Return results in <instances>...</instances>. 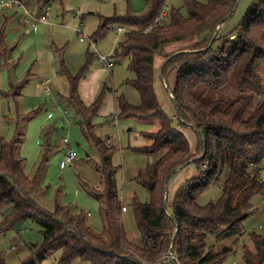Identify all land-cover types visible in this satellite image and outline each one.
<instances>
[{
  "label": "trees",
  "instance_id": "trees-1",
  "mask_svg": "<svg viewBox=\"0 0 264 264\" xmlns=\"http://www.w3.org/2000/svg\"><path fill=\"white\" fill-rule=\"evenodd\" d=\"M237 1L183 0L188 13L184 16L180 9L169 7L168 0H147L143 15L120 20L131 29L112 58L129 59L136 76L127 82L138 90L140 103L117 96V118L153 125L140 132L144 145L131 148L149 155L161 153L136 177L151 198L148 203L134 202L142 245L125 234L112 150L104 140L95 137L102 158L103 190L88 187L96 199L98 193L104 195L99 203L100 232L87 223L85 213L73 214L61 205L52 212L39 205L33 196L36 178L25 173L26 160L16 156L18 130L11 142H1L0 209H7L1 227L26 219L42 227L41 241L30 244L34 255L24 264H38L59 249L57 264H71L78 258L90 264H220L226 259L232 248L215 252L207 248L206 236L223 240L243 235V222L255 213L253 197L264 196V0H254L243 22L224 42L216 43L223 38L219 31L211 43L218 25L232 16ZM109 20L100 24L96 38L107 35ZM233 33L235 37L230 38ZM202 34L207 36L198 49L169 55L161 68V79L176 101V122L157 98L155 56L168 43ZM0 36L2 48L3 29ZM59 56L61 72L71 80L69 101L82 118V131L94 130L92 120L109 88L105 86L93 104L86 105L78 90L85 67L71 76ZM213 92H222V96L215 97ZM188 126L198 134L195 148L182 128ZM189 164H195L198 174L177 185L170 199V184ZM214 183H222V198L199 204L198 196ZM249 237L254 249L244 247V264H264V235L252 232Z\"/></svg>",
  "mask_w": 264,
  "mask_h": 264
},
{
  "label": "rangeland",
  "instance_id": "rangeland-1",
  "mask_svg": "<svg viewBox=\"0 0 264 264\" xmlns=\"http://www.w3.org/2000/svg\"><path fill=\"white\" fill-rule=\"evenodd\" d=\"M253 3L254 0L237 1L232 16L218 25L222 24L219 31L223 38L217 40V44L224 42L226 35L243 22ZM23 5L34 15L42 12L48 14V21L46 25L43 24V29L38 28L37 33H26L23 28L16 27L24 9L17 5L0 7V30L3 29L4 48L8 49L6 56L0 57V147L3 140L11 142L16 137L17 130L19 133L23 132L24 136L19 138L22 145L17 148L16 156L25 158L26 174L30 178H36V202L52 212L57 205H61L68 206L73 214L90 213L91 216L86 215V218L94 220L92 227L102 231L99 203L88 187L101 192L103 190L99 170L102 158L96 138L104 140L105 145L112 150L111 164L116 169L115 178L122 205L126 207V211L122 213L125 234L131 242L140 246L143 239L137 224L134 202L148 203L151 198L146 187L136 177L149 164L155 163L161 153L149 155L131 148L144 145L146 140L140 132L153 125L128 118L120 120L119 129L111 126L110 113L118 110L116 97L125 95L130 102L135 99L139 104L140 95L127 82L136 76L130 70L128 58H114L115 66L110 70L100 67L98 54H114L120 41L126 37L127 30L131 29L120 20L130 15H143L148 9L147 0H23ZM168 6L180 9L184 16L188 15L183 0H168ZM108 19L107 35L96 38L100 24ZM119 28H122L121 32ZM41 30V40L38 41ZM80 34L84 37L83 41L80 40ZM206 36L202 34L168 43L156 53L154 86L157 98L161 107L176 122V108L166 83L161 79V68L169 55L198 49ZM234 37L235 33L230 38ZM57 48H63L62 54L71 76L78 75L85 67L86 78L81 80L79 88L87 101H95L105 86L110 88L101 111L92 120V124L96 126L94 130L86 129L85 133L82 131V118L67 102V93L59 87L57 79L53 81L52 95L39 90L40 80H45L54 71L58 72L66 85L70 84L68 77L60 72L61 52ZM60 92L65 96H61ZM213 93L215 97L222 96V92ZM229 93L233 95L234 89ZM49 112L53 117L45 121ZM21 118L23 119L20 120ZM42 124L49 131L48 140L43 135L45 130L41 128ZM182 128L195 148L198 134L190 126ZM92 131H95L94 134H91ZM63 138L68 139L69 145L77 154L75 164L64 169L61 168V162L65 158L67 144L62 141ZM108 140L110 144L107 143ZM197 174L195 164L184 168L170 184L169 198L172 199L176 194L177 185H184L185 180ZM261 176L264 180V168ZM222 196V183H214L201 192L197 201L201 205H207L218 202ZM252 202L255 213L243 222L246 230L243 235L223 240H217L212 234L206 236L207 248L213 247L215 252H220L225 247L232 248L220 264H244V247L254 249L249 233L264 235V196L255 195ZM6 212L7 209H0V261L3 259L5 264H24L34 255L30 244L41 241L42 227L34 220L26 219L2 228ZM60 253V249L56 250L38 264H57L56 258ZM71 264L90 262L78 258Z\"/></svg>",
  "mask_w": 264,
  "mask_h": 264
},
{
  "label": "crops",
  "instance_id": "crops-1",
  "mask_svg": "<svg viewBox=\"0 0 264 264\" xmlns=\"http://www.w3.org/2000/svg\"><path fill=\"white\" fill-rule=\"evenodd\" d=\"M110 1V0H109ZM43 13V12H42ZM22 14V13H21ZM21 14L19 15V18H18V20H17V23H16V27L17 28H23L24 29V31L26 32V33H37V31H38V28H42L43 27V24L44 25H46V23L47 22H37V21H34L33 19H31V18H27V21H25L24 22V24H22V25H20L19 24V21L21 20V18H24V16H23V14H22V16H21ZM44 27H46V26H44ZM43 29V28H42ZM41 36H42V30H41V33H40V35H39V37H38V41H40L41 40ZM5 47V46H4ZM4 47H2V48H0V57H4V56H6V54H7V52H8V49H7V51H6V49L4 48ZM8 47V46H7ZM57 50H60V52L61 53H59V55H61L62 54V50H63V48H57ZM180 51V50H179ZM109 56H111V58H112V55H109ZM62 58H63V60H64V57H63V54H62ZM113 59V61H114V63H115V59L114 58H112ZM65 62V61H64ZM59 64H60V60H59ZM65 66H66V69H67V71H68V73L70 74V69L67 67V65H66V63H65ZM114 66H115V64H114ZM113 66V67H114ZM113 69V68H112ZM60 72H61V67H60ZM62 73V72H61ZM85 73H86V70L84 71V77L81 79V80H85L84 78H86V75H85ZM63 74V73H62ZM63 75H65V76H67L68 77V79H69V82H70V84H65V82L60 78V75L58 74V72L57 71H54L51 75H49L48 76V78H46V79H50V82H51V87H52V90H51V93L50 94H47V95H52V93H53V87H54V83H53V81L55 80V79H57V83H58V85H59V87H61V88H63V91H64V93L66 94V100H67V102L70 104V101H69V97H70V94H71V80H70V78H69V76L68 75H66V74H63ZM45 79V80H46ZM42 80H44V79H41L40 80V82L42 81ZM81 80H80V82H81ZM80 82H79V86H80ZM108 87V86H107ZM109 88V87H108ZM110 89V88H109ZM79 90V93H80V96H81V99L84 101V103L86 104V105H91V104H93V102H89V101H87L86 100V98H84L81 94V91H80V88L78 89ZM64 93H61L60 92V95L61 96H65V94ZM39 95V94H38ZM128 100V99H127ZM129 101V100H128ZM130 102V101H129ZM131 102H133V104H137V101H135V99H133V101H131ZM71 105V104H70ZM116 105H117V102H116ZM73 107V106H72ZM53 108H54V106H53ZM74 108V107H73ZM55 110V109H54ZM74 111H75V109H74ZM100 111H101V109H100ZM99 111V112H100ZM115 112H117L116 110L115 111H113V112H111L110 113V118H111V122H110V124H111V126H115V127H117V129H119V124H120V120L118 121V124H114L113 123V120H112V114L113 113H115ZM69 112H68V110L66 111V114H68ZM75 113H76V111H75ZM77 114V113H76ZM46 118H45V121H48V120H50V119H52V117H53V114L51 113V112H49L48 113V115L47 116H45ZM23 118H21L20 120H22ZM19 123V122H18ZM114 127V128H115ZM41 128L43 129V130H45V131H43V135H44V137L48 140V138H49V131H47L48 129H46V127H44V124H42V126H41ZM47 131V132H46ZM18 132H20V131H18ZM117 132H119V130H117ZM17 134V133H16ZM22 136H24V134H23V132L22 133H19V138H22ZM143 138V137H142ZM144 139V138H143ZM20 140V139H19ZM145 140V139H144ZM21 142L22 141H20L19 142V144H18V147H19V145L21 144ZM22 145V144H21ZM17 147V148H18ZM67 149V147L65 148V150ZM18 153V150H17V152H16V154ZM21 158V157H20ZM21 159H25V158H21ZM47 160L45 159V162H46ZM25 173H26V166H25ZM35 191V190H34ZM33 196L35 197V192H33ZM97 196H99L100 198H97L96 200H97V202L98 203H100V201H103V197L102 196H100V194L98 193V195ZM126 211V210H125ZM88 217H90L91 216V214L90 213H88V214H86ZM101 219V218H100ZM86 221H87V223L89 224V225H91L92 226V221L94 222V220H92V221H90L89 219H87L86 218ZM95 229V228H94ZM96 230V229H95ZM100 232V231H99Z\"/></svg>",
  "mask_w": 264,
  "mask_h": 264
},
{
  "label": "built area",
  "instance_id": "built-area-1",
  "mask_svg": "<svg viewBox=\"0 0 264 264\" xmlns=\"http://www.w3.org/2000/svg\"><path fill=\"white\" fill-rule=\"evenodd\" d=\"M5 5H17L24 9V13H23L24 18H21V20L19 21L20 25L24 24V22L27 21V18H31L37 22H47L48 21V14L41 13L40 15H34L30 13L24 7L22 0H0V7H3ZM166 14L167 13H165L164 15ZM151 28H152L151 26L147 28V31H149V29ZM118 30L121 32L122 28H119ZM80 40L81 41L84 40V37L82 34H80ZM98 61H99L100 67L107 68L110 70L113 68L115 64L111 56L104 55V54H98ZM39 90L45 92L46 94H50L52 90L50 79L42 80L39 85ZM112 120L115 125L118 124L119 119L117 118V112L112 114ZM62 141L67 144L66 155H65L64 160L61 162V168L64 169L67 166H73L75 164L77 154L74 148L69 145L68 143L69 141L67 138H63ZM107 143L110 144V140H108ZM125 210H126V207L123 206V211Z\"/></svg>",
  "mask_w": 264,
  "mask_h": 264
},
{
  "label": "water",
  "instance_id": "water-1",
  "mask_svg": "<svg viewBox=\"0 0 264 264\" xmlns=\"http://www.w3.org/2000/svg\"><path fill=\"white\" fill-rule=\"evenodd\" d=\"M220 30V26H218V28H217V31L215 32V34H214V38H213V40L215 39V37H216V35L218 34V31ZM171 98H172V101H173V103H174V105H175V108H176V101H175V99L173 98V96H171Z\"/></svg>",
  "mask_w": 264,
  "mask_h": 264
}]
</instances>
